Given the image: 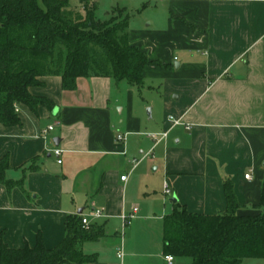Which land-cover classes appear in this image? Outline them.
<instances>
[{"label":"crops","instance_id":"1","mask_svg":"<svg viewBox=\"0 0 264 264\" xmlns=\"http://www.w3.org/2000/svg\"><path fill=\"white\" fill-rule=\"evenodd\" d=\"M108 3L111 10L132 13L129 43L162 64L143 71V84L157 88L156 111L151 100L146 117L150 102L139 99L126 80L79 76L75 88L63 89L60 75L39 76L41 84L28 91L52 108L33 111L19 103L20 124L0 123V158L6 156L10 166L6 177L23 179L22 187L10 190L0 183V236L7 246L22 248L34 246L39 233L45 247L53 248L65 236L68 215L95 208L101 215L91 216L90 225L102 235L82 244L84 253L95 256L84 264H150L145 257L151 256L186 263L183 257L168 263L162 251V220L175 204L192 213H223L228 178L238 214L264 211V0ZM148 9L146 18L136 20ZM118 129L122 141L115 140ZM145 130L156 135L154 140L149 134L150 145ZM164 185L168 203L156 194ZM132 207L137 212L127 233L112 231ZM153 220L160 223V241L151 247V237L137 224L148 228Z\"/></svg>","mask_w":264,"mask_h":264},{"label":"trees","instance_id":"2","mask_svg":"<svg viewBox=\"0 0 264 264\" xmlns=\"http://www.w3.org/2000/svg\"><path fill=\"white\" fill-rule=\"evenodd\" d=\"M69 0H0V123L20 124L15 107L19 103L35 111L38 105L52 108L49 101L32 95L28 88L40 85L39 76L60 75L63 89H73L79 76H110L141 87L150 60L138 46L129 43V14L105 19L95 16L96 0L82 5L84 16L68 13ZM113 10V9H112ZM76 12V11H75ZM6 156L0 158V183L7 190L22 187L23 179L6 177ZM227 209L223 213L188 212L175 204L162 220V251L180 264H240L245 258L264 259V211L238 214L230 179L223 181ZM264 205V187L259 206ZM100 230L81 226L79 214L65 220V236L53 248L37 234L34 246L11 248L0 236V264H84L95 259L82 244L97 240Z\"/></svg>","mask_w":264,"mask_h":264},{"label":"rangeland","instance_id":"3","mask_svg":"<svg viewBox=\"0 0 264 264\" xmlns=\"http://www.w3.org/2000/svg\"><path fill=\"white\" fill-rule=\"evenodd\" d=\"M85 1H93V0H69L70 4H69V10H71L73 13H68L69 15L75 17V18H78L80 16H84V11L82 10V5ZM98 1V4H97V8H96V11H95V16L99 19H105L107 18L108 16H110L111 14L112 15H118L120 16L121 14L118 13V10L117 8L111 10L110 9V4L108 3L109 0H97ZM111 10V11H110ZM76 11V12H75ZM77 13V14H75ZM129 14H131L130 17H132V13L128 12ZM151 13V11L148 9V10H145V11H142L140 13L139 16H136V20L138 19H141L143 20L144 18H146L149 14ZM138 18V19H137ZM132 20V19H131ZM140 21V20H139ZM131 23V22H130ZM147 81L144 82V84L141 86V87H136L137 89V96L139 97V99H144L146 101H149L150 103L147 104V106L144 108V112H145V115L146 117L148 118V108L151 107V100H155L156 99V91H157V88L154 87V89L152 88H149L147 86ZM156 108H157V103H156V100L154 101V109L156 111ZM124 114V113H123ZM150 121V120H149ZM117 132L119 133H122L121 131H119V129L117 130ZM116 132V133H117ZM149 134H151L150 132L146 131L144 132V134L142 135L143 138H148V140L150 141V143L146 140H144V143L150 145L152 144V139L149 137ZM136 148V146L134 147ZM147 148V147H146ZM139 150V149H138ZM145 151V149H144ZM142 154H140L141 156ZM120 159H123V157H121ZM155 165L151 166V173H154L155 171H153V167ZM156 194L157 196H161V198H164V196L166 197V203L169 202V195L165 194L164 192V189H162L161 186L158 187V189H156ZM85 213H87V211H85ZM128 213V212H126ZM134 217V216H133ZM133 217L130 219V221L132 220L133 221ZM134 222V221H133ZM159 221L158 220H153V223L147 228H143L142 229V226H140V224H137V230L140 231V230H143V232H145L146 235L150 236L152 241H151V247H154L157 243V241L159 242L160 241V237H159V232L157 231V227L159 229ZM128 225H123V221H122V218H120V221L117 225L111 227V230L113 231V228L116 229L120 235H123L124 232L127 233V230H128ZM117 251V250H116ZM182 259H187V258H182ZM145 260L150 263V264H166L165 262H162L161 259H159L158 257L156 258L155 256H151V257H145ZM176 261H173L172 264H175Z\"/></svg>","mask_w":264,"mask_h":264},{"label":"built area","instance_id":"4","mask_svg":"<svg viewBox=\"0 0 264 264\" xmlns=\"http://www.w3.org/2000/svg\"><path fill=\"white\" fill-rule=\"evenodd\" d=\"M169 119L172 120L173 124H177V123L180 122L179 120L173 119L171 116H169ZM50 128H51V126H49V129ZM187 128H188V126H187ZM43 132H45V131H43ZM150 136L154 140L157 139L156 138V135H154V134H150ZM160 136L161 137L166 136V132H163ZM124 138H125V135L123 133H117L115 135V140L116 141H122ZM53 153H54L55 156L59 157L60 154H61V150L58 149V148H55L53 150ZM57 162L60 163L61 162V159L58 158L57 159ZM244 177L245 178H250V173H245L244 174ZM126 178H127V175L126 174L120 176V179L123 180V181H125ZM164 192L165 193H169V189H168V187L166 185H164ZM136 212H137V207H132V209L128 213H126V212L122 213L121 218H122V221H123V225H127L130 222V219L135 215ZM79 215L81 217V226H82V228L88 230L90 228V226H91L90 225V220H89L90 217L91 216H93V217H99L101 215V211L99 209L93 208L90 211V213H88L87 215H83V214H79ZM116 255L119 258H121L123 256V251H122V248L121 247H119L117 249ZM164 257H165V259H166V261L168 263H171L173 261V259H174V257L172 255H170V254H167Z\"/></svg>","mask_w":264,"mask_h":264},{"label":"water","instance_id":"5","mask_svg":"<svg viewBox=\"0 0 264 264\" xmlns=\"http://www.w3.org/2000/svg\"><path fill=\"white\" fill-rule=\"evenodd\" d=\"M175 200H176V198H175V197H173V201H175ZM78 213H80V211H79Z\"/></svg>","mask_w":264,"mask_h":264}]
</instances>
